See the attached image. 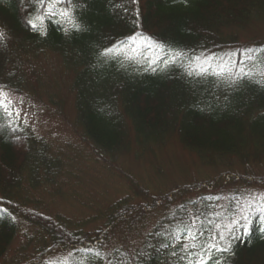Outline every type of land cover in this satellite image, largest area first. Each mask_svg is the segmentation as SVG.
Wrapping results in <instances>:
<instances>
[{"label": "trees", "instance_id": "16d2710c", "mask_svg": "<svg viewBox=\"0 0 264 264\" xmlns=\"http://www.w3.org/2000/svg\"><path fill=\"white\" fill-rule=\"evenodd\" d=\"M75 2L84 30L65 35L48 21L47 35L41 36L26 23L39 10L34 0H0V28L8 35L0 44V84L21 94L27 59L42 51L58 55L72 74L75 119L68 125L95 164L121 185L111 196L84 200L64 193L55 187L64 160L22 120L13 132L0 113V261L9 256V264H172L168 233L179 221L197 214L207 225L206 217L230 215L245 203L246 190H264V87L188 77L176 66L145 70L143 61L123 57L104 62L99 53L137 30L190 55L223 57L264 48V40L241 41L236 33L264 19V0H139L140 29L132 23L137 6L131 0ZM172 138L207 173L223 170L216 165L225 161L229 167L164 187L123 165L130 156L154 154ZM111 185L99 184L100 190ZM34 192L44 202L34 200ZM64 205L67 212L61 211ZM262 225L260 213H254L250 233L232 240L235 255L224 254L225 264H264ZM21 232L23 241L10 253Z\"/></svg>", "mask_w": 264, "mask_h": 264}, {"label": "snow or ice", "instance_id": "6c2138e0", "mask_svg": "<svg viewBox=\"0 0 264 264\" xmlns=\"http://www.w3.org/2000/svg\"><path fill=\"white\" fill-rule=\"evenodd\" d=\"M131 3L137 6L136 19L132 21L133 26L140 29L139 0H131ZM34 6L39 10L28 18L26 23L32 31L38 32L41 36L47 35L48 21L60 25L65 35L84 30L76 15L75 10L79 4L75 0H34ZM114 7L128 11L122 4L114 5ZM7 39V32L0 28V44H5ZM120 57L136 63L143 61L147 64L145 70L156 71L157 65L160 66L161 71L176 66L183 68L188 77L207 79L211 76L230 87H237L245 81L264 87V48L246 47L226 53L223 57L203 53L190 55L182 49L158 43L143 31L137 30L99 53V58L104 62ZM17 100L21 105L24 103L22 96L14 99L8 85L0 84V113L7 118V126L13 132L17 130L18 122L22 119L24 124H28V113L16 106ZM258 202L260 206H257ZM257 212L264 219V193L253 194L251 200L239 204L230 215L213 213L211 217H206L207 225L201 215L189 214L187 221H179L177 226L168 233L173 241L171 245L173 250L170 252V256L174 258L172 264H225L224 254L235 255L232 240L240 239L250 233L253 214ZM260 231L264 232V225L261 226ZM237 232L240 236L236 235ZM161 247L167 249L169 244H162ZM88 251L92 250L88 249ZM217 253L221 255L217 256ZM95 254L101 259L104 258L99 251ZM50 264H57V262L51 261ZM109 264L112 262L109 261ZM119 264H123V261Z\"/></svg>", "mask_w": 264, "mask_h": 264}, {"label": "rangeland", "instance_id": "374dc122", "mask_svg": "<svg viewBox=\"0 0 264 264\" xmlns=\"http://www.w3.org/2000/svg\"><path fill=\"white\" fill-rule=\"evenodd\" d=\"M236 33L240 34L241 41L264 40V19L254 20L243 31ZM24 74L26 86L23 93L12 92L13 98L21 96L24 98V103L21 105L17 100L16 106L28 113L27 125L35 136L47 141L51 153L59 156L66 164L65 166L63 164L62 175L58 178L55 187H61L66 194L75 192L79 198L81 197L79 200L87 199V197L96 198L100 193L111 196L114 190L120 188L121 180H117L113 174L102 170L95 164V159L87 153L85 146H81L77 135L68 125V120L75 119L73 96L70 95L72 74L68 73L61 58L49 51L32 55L26 61ZM78 159L79 163L76 162ZM68 160L71 161L66 163L65 161ZM228 163L230 162L225 161L216 166L225 171L229 167ZM68 164L74 167H69ZM123 165L132 166L133 168L129 167L135 176L158 182L164 187L186 183L187 177L193 173H199L198 178L205 179L216 172L223 171L217 169L214 173L210 171L207 173L201 160L195 154L184 150L175 138L165 142V145L152 155L144 153L142 156H130L124 160ZM224 167L227 168L224 169ZM69 168L73 169V172ZM91 176L93 178H90ZM105 179L108 181L106 182ZM107 183L113 185L100 190L99 184L105 186ZM97 190H100L98 196L96 195ZM246 192L248 195L242 196L245 203L251 200L253 194L264 193V190L252 188ZM232 193L234 191L230 192ZM40 194L34 192L32 198L42 200L43 197ZM192 196L194 195L190 197ZM61 211H68L65 205ZM22 241L21 232L10 253L16 250ZM8 257L1 260L0 264H9L11 258Z\"/></svg>", "mask_w": 264, "mask_h": 264}]
</instances>
